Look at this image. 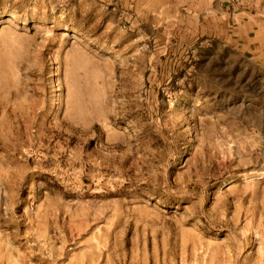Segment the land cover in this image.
Listing matches in <instances>:
<instances>
[{
	"label": "rangeland",
	"instance_id": "obj_1",
	"mask_svg": "<svg viewBox=\"0 0 264 264\" xmlns=\"http://www.w3.org/2000/svg\"><path fill=\"white\" fill-rule=\"evenodd\" d=\"M0 264H264V0H0Z\"/></svg>",
	"mask_w": 264,
	"mask_h": 264
},
{
	"label": "crops",
	"instance_id": "obj_2",
	"mask_svg": "<svg viewBox=\"0 0 264 264\" xmlns=\"http://www.w3.org/2000/svg\"><path fill=\"white\" fill-rule=\"evenodd\" d=\"M238 44V42H236ZM255 43L258 44V46L261 44V42H248V45H249V48L252 46V45H255Z\"/></svg>",
	"mask_w": 264,
	"mask_h": 264
}]
</instances>
